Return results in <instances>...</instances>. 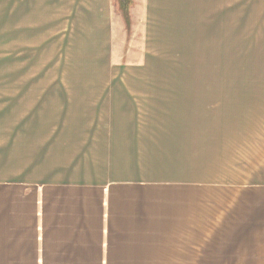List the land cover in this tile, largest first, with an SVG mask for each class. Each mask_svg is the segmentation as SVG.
Segmentation results:
<instances>
[{"label":"crops","instance_id":"obj_1","mask_svg":"<svg viewBox=\"0 0 264 264\" xmlns=\"http://www.w3.org/2000/svg\"><path fill=\"white\" fill-rule=\"evenodd\" d=\"M118 2L0 0V46L115 48ZM126 2L144 63L235 5ZM203 250L264 264V124L0 122L1 264H203Z\"/></svg>","mask_w":264,"mask_h":264},{"label":"rangeland","instance_id":"obj_2","mask_svg":"<svg viewBox=\"0 0 264 264\" xmlns=\"http://www.w3.org/2000/svg\"><path fill=\"white\" fill-rule=\"evenodd\" d=\"M126 5L115 48L0 46V122L264 124V0H235L215 29L147 48L145 63Z\"/></svg>","mask_w":264,"mask_h":264}]
</instances>
